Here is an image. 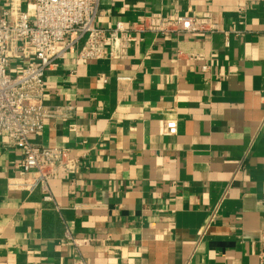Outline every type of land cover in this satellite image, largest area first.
Segmentation results:
<instances>
[{"label":"crops","instance_id":"crops-1","mask_svg":"<svg viewBox=\"0 0 264 264\" xmlns=\"http://www.w3.org/2000/svg\"><path fill=\"white\" fill-rule=\"evenodd\" d=\"M174 12H209L219 31L135 32L122 58L73 52L45 71L44 103L74 113L29 139L79 163L45 202L9 188L21 152L0 138V264H258L264 2L105 0L95 24ZM66 230L90 242L77 250Z\"/></svg>","mask_w":264,"mask_h":264},{"label":"built area","instance_id":"built-area-1","mask_svg":"<svg viewBox=\"0 0 264 264\" xmlns=\"http://www.w3.org/2000/svg\"><path fill=\"white\" fill-rule=\"evenodd\" d=\"M103 1L0 0V138H5V146L21 152L17 174L9 180L11 189L40 190L43 201L52 202L49 182L77 170L79 160L69 148L43 147L29 139L42 130L46 119L64 121L73 116L74 107L43 101L45 71L58 60L73 52L77 60L122 58L127 45L138 39L135 32L219 31L209 12L191 16L152 13L132 26L116 22L109 28L98 27L95 21ZM69 128L74 130V125ZM65 242L79 250L90 240L66 230ZM258 246V264H264V230ZM65 264L91 263L79 253Z\"/></svg>","mask_w":264,"mask_h":264}]
</instances>
